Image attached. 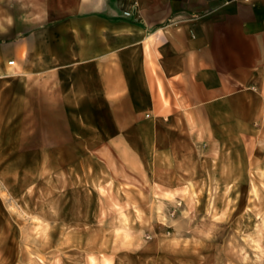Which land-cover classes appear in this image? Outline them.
Segmentation results:
<instances>
[{"label":"crops","instance_id":"0c3cea01","mask_svg":"<svg viewBox=\"0 0 264 264\" xmlns=\"http://www.w3.org/2000/svg\"><path fill=\"white\" fill-rule=\"evenodd\" d=\"M54 117L133 154L260 137L264 0H0V148Z\"/></svg>","mask_w":264,"mask_h":264},{"label":"rangeland","instance_id":"374dc122","mask_svg":"<svg viewBox=\"0 0 264 264\" xmlns=\"http://www.w3.org/2000/svg\"><path fill=\"white\" fill-rule=\"evenodd\" d=\"M54 118L0 148V264H264V133L175 157Z\"/></svg>","mask_w":264,"mask_h":264},{"label":"built area","instance_id":"2783aa9c","mask_svg":"<svg viewBox=\"0 0 264 264\" xmlns=\"http://www.w3.org/2000/svg\"><path fill=\"white\" fill-rule=\"evenodd\" d=\"M123 15H124L125 17H128V16H129V13H128V12H124ZM9 64L11 65L12 62H10Z\"/></svg>","mask_w":264,"mask_h":264}]
</instances>
